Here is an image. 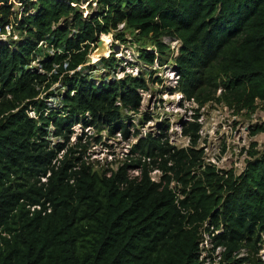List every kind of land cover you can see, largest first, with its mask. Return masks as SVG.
Returning <instances> with one entry per match:
<instances>
[{
    "label": "trees",
    "instance_id": "trees-1",
    "mask_svg": "<svg viewBox=\"0 0 264 264\" xmlns=\"http://www.w3.org/2000/svg\"><path fill=\"white\" fill-rule=\"evenodd\" d=\"M9 23L20 37L0 39V264H263L264 150L236 174L204 163L197 115L182 128L186 147L162 128L138 135L128 120L141 113L144 74L96 81L82 69L100 35L129 32L145 64L172 60V93L252 114L264 107V0H0ZM39 45L53 52L33 66ZM55 83L58 108L43 99ZM77 124L136 142L115 168L95 169L85 144L69 142Z\"/></svg>",
    "mask_w": 264,
    "mask_h": 264
},
{
    "label": "rangeland",
    "instance_id": "rangeland-1",
    "mask_svg": "<svg viewBox=\"0 0 264 264\" xmlns=\"http://www.w3.org/2000/svg\"><path fill=\"white\" fill-rule=\"evenodd\" d=\"M90 1V0H89ZM19 3L14 1L12 11V19L20 17L22 10L18 6ZM94 4H92V7ZM83 8V13L86 15L93 8L87 6V2L80 5ZM10 34H4L2 40H15L20 37L18 30L14 29ZM103 41L106 40L105 50L99 51L95 45L89 61L82 69L84 73H90L96 81L99 79H108L113 77H122L125 72H130L137 75L142 72L148 80L147 89L141 90L142 102L141 113L132 115L128 122L131 126L138 130V135H144L148 131L154 135L159 134V128L166 132L167 140L170 144L179 147H186L189 145V140L182 134V128L188 126V123L194 120L195 115L198 116L199 123V139L196 148L202 149L204 163H211L217 169L229 170L232 169L236 174H239L246 164V161L252 159L250 151L264 150V132H259L255 135L251 134L254 125L264 124V107L260 104L252 114H247L244 111L239 113L221 103H207L200 107L193 101L186 100L180 92H171L174 87L177 76L172 66V60L164 65L145 64L138 57L139 43L133 35L126 32L124 40L114 39L113 32L109 34H102L99 37ZM171 46L177 47V40L169 38L165 39ZM41 45V44H40ZM38 47L37 59L31 65L38 66V59H41L45 54H51L53 49H46ZM44 48V50H43ZM148 50L153 49L152 46L147 45ZM113 53L116 59H119L117 66L106 70L100 65L99 58L108 56ZM96 54V56H94ZM100 54V55H99ZM98 63V65L96 64ZM95 68L89 71L88 69ZM64 92V87L60 83H55L48 90V98L45 94L41 97L47 100L49 107L60 106V96ZM32 115L33 113L30 112ZM147 116L150 120L143 122V118ZM73 133L69 139L70 143L80 142L85 144V150L81 153L84 160L88 161L95 169H106L107 167L115 168L118 164L123 162L128 154L131 145L136 142L135 137L123 138L119 133L113 136L109 135L105 130L96 128L82 129L79 124L74 125ZM49 139L51 142L61 141V138L51 136L52 127H48ZM134 130L131 129V132ZM255 142L252 147L251 143ZM76 155L79 153H75ZM132 176L137 173L131 171ZM150 176L157 181L160 177V172L157 169L150 171ZM263 242H264V234ZM207 237L204 235V247H210L206 242ZM217 249L212 258L217 260ZM202 255H205V251ZM216 257V258H215ZM259 258L264 264V243L259 250Z\"/></svg>",
    "mask_w": 264,
    "mask_h": 264
},
{
    "label": "built area",
    "instance_id": "built-area-1",
    "mask_svg": "<svg viewBox=\"0 0 264 264\" xmlns=\"http://www.w3.org/2000/svg\"><path fill=\"white\" fill-rule=\"evenodd\" d=\"M3 29H4V32H3ZM3 29L0 27V38L5 36L4 34H10V31L13 30V24L12 23H9V24H6L3 26ZM131 171H135L137 174L135 176H138L140 171L138 170V168H132V169H129L128 170V175L130 178H132L133 176L130 174Z\"/></svg>",
    "mask_w": 264,
    "mask_h": 264
},
{
    "label": "water",
    "instance_id": "water-1",
    "mask_svg": "<svg viewBox=\"0 0 264 264\" xmlns=\"http://www.w3.org/2000/svg\"><path fill=\"white\" fill-rule=\"evenodd\" d=\"M96 45L99 48L100 52H103L105 50L104 41L102 39L98 38Z\"/></svg>",
    "mask_w": 264,
    "mask_h": 264
},
{
    "label": "bare ground",
    "instance_id": "bare-ground-1",
    "mask_svg": "<svg viewBox=\"0 0 264 264\" xmlns=\"http://www.w3.org/2000/svg\"><path fill=\"white\" fill-rule=\"evenodd\" d=\"M104 45H106V40L104 41ZM100 55V54H99ZM94 56H96V54H94Z\"/></svg>",
    "mask_w": 264,
    "mask_h": 264
},
{
    "label": "clouds",
    "instance_id": "clouds-1",
    "mask_svg": "<svg viewBox=\"0 0 264 264\" xmlns=\"http://www.w3.org/2000/svg\"><path fill=\"white\" fill-rule=\"evenodd\" d=\"M2 40V39H1Z\"/></svg>",
    "mask_w": 264,
    "mask_h": 264
}]
</instances>
